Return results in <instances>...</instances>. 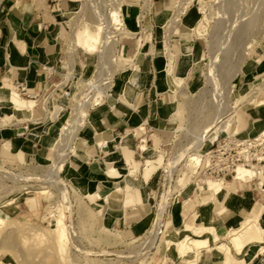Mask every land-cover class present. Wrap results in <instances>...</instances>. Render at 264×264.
<instances>
[{"label":"rangeland","instance_id":"1","mask_svg":"<svg viewBox=\"0 0 264 264\" xmlns=\"http://www.w3.org/2000/svg\"><path fill=\"white\" fill-rule=\"evenodd\" d=\"M46 1L37 0V7L47 8ZM169 1L170 7L173 5L159 33L164 39V44L157 50L163 62L161 75L168 88L173 90L172 115L166 126L168 138L162 141L155 135L154 141L160 139V143L148 144L147 141L149 147L147 153H142L140 146L137 148L136 144L133 145L134 149L129 148L128 155H132L133 160L137 162V169L134 171L129 170L132 166L126 161V155L123 153L119 157L108 158L112 162L123 159L122 163H116L121 177L116 179L110 177L109 171L112 168L109 162L105 161L107 159L100 162L97 173L99 175L103 172L101 170H106L108 180L115 181L117 187L121 186L118 193L126 197L125 186L128 183H134L135 178L140 179L141 173L145 170L149 171L147 176L145 174L146 179L157 172L161 184L159 191L150 199L152 212L146 230L139 236L120 237L101 231L97 222L99 215L93 203L95 201L100 205L105 203L101 199L91 197L81 179L89 184L91 193L101 191L105 194L108 190H99L97 182L91 183L88 179L73 177V174L69 173L68 166L74 160L72 157L77 155V143L81 135L86 132L90 110L107 100L113 104L116 97V75L131 69L133 76L128 82L130 88L136 85L139 77L142 76L143 70L135 65L138 57L135 61L133 58H123L119 54L120 43L125 39L139 37L138 49H141L144 39L141 52H148V47L153 41V35L149 33L155 34L160 28L154 23L155 29H152L149 19L151 15L147 13L143 23L145 26L141 27L139 24L133 29L127 23L124 14L125 5H134L131 0H60L59 19L63 27L61 36L64 63L57 82H61L58 84L61 92L55 95L54 102L49 104V99L45 96L38 99L24 97L11 81L5 83L1 90L4 99L0 100V104L9 102L8 104L12 106L11 93L16 91L24 100L35 101L36 104L34 108H26L23 112L16 111L12 106L13 110L23 113L24 116L32 115L44 117L45 120H55L58 129L51 135L48 144L46 143L51 152L42 162L22 164L15 158L0 159V214L13 223L9 227L2 226L0 229L2 232H7L6 238L8 237L10 241L5 247L0 245V264H161L167 249L176 250V247L167 245V240L178 241L189 234L187 226L197 228L211 226H197L193 219L191 220L192 217H212L216 208L221 212L226 211L231 190L235 187V183L240 181H235V177L233 180H225L228 182L225 183L227 193L215 195L207 188L205 183L207 178L202 177L201 160L208 148L216 145L226 133H241L240 135L245 137H255L261 132L256 133L254 130L249 134L251 131L247 126L246 113L252 107L263 106L258 104V100L264 98V0ZM149 3L145 0V7ZM179 6L181 12H184L179 15L178 22L173 23L171 19ZM116 9L121 18V25H112L111 16ZM63 15L66 16L65 19L62 18ZM191 17H194L193 21ZM179 23L188 27L187 37L190 41L193 37H198L204 47L202 60L195 66L194 75L189 78V81H193L188 85L182 77L174 75L175 54L173 46H170V40ZM108 30L112 36L108 39L110 44L109 42L106 44L108 47L105 46V58L102 47L104 34L109 33ZM82 34L91 38V50L79 42V36ZM110 48L112 50L108 52ZM169 48L174 57L169 56ZM71 71V79L64 83L66 75ZM104 77L112 84L109 83V88H107L108 84L105 87L100 85L102 89L100 91L105 92L102 98L98 91L92 88L90 82L99 83ZM172 77L178 82L179 87L176 88L172 84ZM86 111L87 117L83 119L79 131L74 133V124L76 122L79 124L80 114ZM165 113L170 115L168 112ZM230 117H232L228 122L230 127L223 131L226 124H222ZM3 118L0 120V131L6 123L9 124L15 118V115L8 112ZM220 125L223 128L215 133ZM128 130L132 137L142 136V140L147 139L145 136L147 130L144 126L136 131ZM62 136V143L60 142V147L57 148L60 150L66 148L68 152L62 159L64 165L59 170V182L43 181L49 172L57 168L58 157L55 155V150L58 139ZM119 140L120 138L114 139L111 148L119 147ZM8 150H10L9 145ZM85 164H81L80 167ZM254 167L262 170L263 174L255 177L248 184L251 194L247 196L253 199H255L257 183L260 182L258 195H260L259 190L264 188L261 186L264 181V169L256 164ZM121 181L122 185L118 184ZM106 183L108 184L107 181ZM136 190L132 193L133 204ZM187 199L190 201L185 203ZM257 200L259 204H254L250 200V207H245L243 204L245 200L242 202L247 219L261 220L264 207L258 197ZM164 205L166 209L160 234V229L154 223ZM202 209H204L203 214L200 213ZM60 215L63 217L69 237L67 252L63 258L58 254L56 246L50 243V238L46 237L52 226L57 224ZM261 222L264 227V221ZM32 230H39V235H33ZM219 232L223 233L225 230ZM204 237H209V245L218 244L209 234H204ZM224 240L221 242L229 244L227 235ZM263 246L264 243L248 246L242 257L248 258L251 264H264V254L260 255ZM212 252L210 251V255ZM177 254L179 255L178 252ZM203 254L204 251L199 255L190 254L184 257L193 259L190 263L200 264L204 258ZM214 254L215 252L213 256L216 261L223 263V260ZM170 261H176L175 264H185L173 254ZM238 262L245 264L243 259Z\"/></svg>","mask_w":264,"mask_h":264},{"label":"crops","instance_id":"2","mask_svg":"<svg viewBox=\"0 0 264 264\" xmlns=\"http://www.w3.org/2000/svg\"><path fill=\"white\" fill-rule=\"evenodd\" d=\"M131 2L134 5H125L124 14L127 23L133 29L139 24L144 27L146 14L149 13L152 29H155L153 25L155 23V26H158L160 30L155 34L149 33L153 35V41L148 47V52H141L143 43H145L144 39L141 49H138L139 37L125 39L120 43L119 54L123 58H133L135 61L138 57L135 65L143 70L142 76L139 77L138 83L130 88L128 82L133 76L131 69L116 75V97H114L113 104L107 100L90 110L86 132L81 135L77 143V155L72 157L74 160L68 166L69 173H72L73 177L88 179L91 183L97 182L99 190H108L109 203H105L104 197L91 196L97 200L101 199L105 203L103 205L98 204L97 201L93 203L99 215L97 217L98 227L105 233L119 237L123 235L139 236L146 230L152 212L150 199L155 192L159 191L161 180L157 177V172L146 179L145 174L147 176L149 171L145 170L141 173L140 179L135 178L134 183H128L133 185L134 190L137 189L133 204L132 197L127 194L125 197L116 192L117 183L108 180L106 170H101L103 172L97 175L98 166L103 160L111 159L114 156L119 157L123 153L126 157L133 158L132 155H128V152L130 149H134L133 145L136 144L137 148L140 146L142 136L139 138L133 135V145L129 146L130 149L121 147L120 144V147L111 148L113 140L126 135L128 131H131L128 129L136 131V129H141V126L146 127L145 136L148 144L149 142L160 143V139L154 141L155 135L165 141L168 138L166 126L172 115L171 104L174 102L173 90L168 88L161 75L163 62L157 54V50L164 44V39L159 34L161 26L165 24L173 4L170 7L169 0H148L150 3L145 7V0H131ZM46 4L47 8L39 9L37 0H0V94L2 95L3 85L8 81L13 82L16 86L18 82L24 83L27 87V94L23 95L24 97L38 99L45 96L49 99V104L54 102V96L61 92L58 87L61 82H57L60 79L59 71L64 63L61 36L63 27L59 19L61 3L60 0H47ZM69 9H71L70 4ZM65 17V15L62 16L64 19ZM187 30V26L179 23L172 34L170 46H173L175 54L174 75L182 77L188 85L193 81H189V78L193 77L195 66L202 60L204 47L198 37H193V40L190 41L187 37ZM67 82L66 75L64 83ZM127 89L128 93H126ZM8 112L15 115V118L9 124L6 123L0 131V159L15 158L22 164L42 162L50 155L51 150L46 143L57 131V121L45 120L44 117L39 116H24L23 113L13 110L8 102L0 104V120L6 117ZM165 112L170 115H166ZM246 116L247 126L251 131L249 134L254 130L256 133L264 130V105L250 108ZM8 145L10 150H8ZM99 157L101 158L97 160ZM120 160H117L116 163L123 162V159ZM92 161L97 162L93 163ZM83 163L86 164L81 168L80 165ZM88 164L91 165L87 166ZM109 174L113 179L121 177L120 169L109 171ZM81 182L90 192L89 184L82 179ZM122 183L121 181L118 184L122 185ZM249 183H235L227 201L226 211L221 212L216 208L212 217H192L191 220L193 219L197 226L214 225L221 237L219 242L225 241L224 237L227 233L232 228L241 226L248 218L245 217L242 202L244 200H252L254 204L259 202L257 191L260 182L257 183L254 193L256 200L247 196L251 194ZM261 186H264V181ZM243 204L245 207L247 206L246 203ZM261 204L264 207V201ZM203 212L204 209L200 213L203 214ZM261 220L264 221V210ZM222 230L225 232L220 233L219 231ZM254 245L258 244H247L242 254H237L233 250L236 260L231 264H244L238 262L240 259H243L245 264H251L248 258H243L242 255L248 246ZM171 254L182 259L185 264H194L190 263L193 259L181 257L174 249H167L161 264H175L176 261H170ZM210 254L209 250H205L204 258L200 264H223L221 261H216L213 252L212 255ZM219 259L223 260L224 257L220 256Z\"/></svg>","mask_w":264,"mask_h":264},{"label":"bare ground","instance_id":"3","mask_svg":"<svg viewBox=\"0 0 264 264\" xmlns=\"http://www.w3.org/2000/svg\"><path fill=\"white\" fill-rule=\"evenodd\" d=\"M117 12H118V10L116 9L115 12L111 16L112 20L111 19L110 20L113 23L111 21H109V22L112 23V25H114V24L121 25V18H119V13H117ZM183 12H181L180 6H179V8L177 7L176 11H175V14L173 15V17L171 19V22L177 23L178 20H179V15L181 13H183ZM167 17H168V15H167ZM193 20H194V17H191V21H193ZM109 25L111 26L110 23H109ZM105 28H106V26H105ZM108 29H109V26H108ZM108 32L109 33L106 32L104 34L102 52L105 51V46H106L107 42H109L108 39H110L109 37L112 36V35H110V31L109 30H108ZM139 40H140V38H139ZM79 42L83 46H85L88 50L92 49V44H90L91 43V38L90 37L88 38V36L86 34H82V35L79 36ZM111 42H112V40H111ZM108 44H110V42ZM106 47H108V46H106ZM111 48H112V46H111ZM111 48L108 49V52L112 50ZM105 52H104V55H105V58H106ZM168 54H169L170 57H174V55L171 52L170 48H169ZM129 62H132V60L131 61L129 60ZM170 72H172V71H170ZM168 75H169V73H168ZM169 76L171 77V75H169ZM71 77H72V71L67 74V79H71ZM106 79L104 77V79L102 78L99 81V83H95V84H92V82H90V85L93 86L92 88L97 90L98 94L102 98L105 96V92L100 91V90H102L100 85H103L105 87V85L108 84L107 88H109V83H111L110 81H108ZM171 80H172V84L176 88L179 87L178 82L173 77H172ZM249 95H251V94H249ZM101 97H98V98L101 99ZM3 99H4V96L2 94H0V100H3ZM10 104H12L13 108L16 111L21 112V111H23L26 108H29V109L34 108L36 102L35 101L24 100L18 92L13 91L11 93V97H10ZM258 104L259 105H264V98L261 99V100H258ZM221 111H223V110H221ZM87 114L88 113L86 111L85 113L82 112V114H80V117L78 116L79 117V120H78L79 124H76L77 122L74 124V128H75L74 133H77L79 131V129L81 128V125L83 124V119L87 117ZM220 118H222V117H220ZM231 119H232V117L228 118V120L224 124H222V125L226 124L224 128H223L222 125H220L221 127L216 129V127L218 126L217 125L215 127V129H216L215 133L218 130H220V128L224 129V130L221 129V131L222 130L226 131L230 127V124L228 122H230ZM216 122L217 121H215V123ZM68 126H70V125H68ZM263 131L264 130H262L261 132H263ZM257 136H255V137H257ZM62 139H63V136L60 137V139H58L59 141H58V143L56 145V150H55L56 151L55 155H57V157H58L57 158L58 160L56 162L57 168L52 170L51 172H49L48 175H46V177L44 178L43 181L46 180V181H50V182H54V181H58L59 182V179H58L59 170H60V167L62 165H64V164H62V161H63L62 159L66 156V153L68 152V151L66 152V150H67L66 148L65 149L63 148L61 150L57 148V146L60 147L59 144L62 141ZM132 139H133V137L131 136L130 132H127L126 135H124L123 137L120 138V143L119 144H120L121 147L129 148V146L133 145ZM141 142L142 143H141V145L139 147L140 150L142 151V153H147L149 151V147H148V144H147V139L141 140ZM71 144H73V143L71 142ZM213 147H214V145L212 147L208 148V150L206 151L204 156H206L212 150ZM259 159L263 160V158H261V157H259ZM126 161L129 162L130 165L132 166V168L129 169L130 171H134V170L137 169V162H135L132 157H126ZM107 162H109V165L112 168L110 171H112V170L116 171V170L119 169V166H117L116 162H112V161H109V160H107ZM201 162H202V160H201ZM256 165H259V166L263 167V169H264V164L263 163H259V164H256ZM262 174H263V171L259 170V169H256L254 167V164L250 168H245L242 165H239L238 168H237V174L235 175V181H240V182H243L244 184L245 183H249L255 177H257L259 175H262ZM202 177L203 178H207V180L205 182L207 184V188L210 191H213L215 195H222L225 192L227 193L226 186H225V183H228L227 181H225L223 179H220V180L215 179V180H213L212 177L208 176L207 174H203ZM125 187L127 188L126 189L127 190V195L132 197V193L134 191L133 185L128 184ZM120 189H121V186H118L115 190L118 193V191ZM89 193H90V196L104 197L103 199L105 200V203H109L108 193L104 194L101 191L100 192L99 191H95V193H91V192H89ZM259 194L260 195L257 194L258 195L257 197H258V199L261 202H263L264 201V190L263 189L259 190ZM189 201L190 200L187 199V201H184V202L186 203V202H189ZM244 203H246V205H247L246 207H249L250 204H251L250 200H245ZM9 205H11V204H9ZM166 205H164L162 207L161 212L158 215V218L156 219V221L154 223L156 226H158V229H160V232H159L160 234H161V229H162V226H163V215H164V212H165V209H166ZM127 206H131V205H127ZM59 217L60 218H58L57 224L55 226H52L53 227L52 230L49 232V234L47 236L46 235L45 236L50 238V240H49L50 243H52L53 245L56 246L58 254H60V256H62L61 258H63L64 257L63 255H65V253L67 252V247H68V243H69V237H68V234H67V231H66L65 223L63 221V217L61 215ZM10 225H13V223L10 220H7L6 217L4 218L3 216H1V214H0V229H1L2 226H8L9 227ZM186 228H188L189 234L184 235L178 241L167 240V242H166L168 246L176 247V250H177V252L179 253V255L181 257L189 256L190 254L199 255V254H201V252H203L205 250H209V251L215 252L214 255L217 256V257L223 256L224 257V259H223V263L224 264H231L233 261H235L234 254L232 252L233 249L237 252V254H240L243 251V248L247 244H259V245H262L264 243V227L262 226L261 220H259L258 218L246 219L242 223L241 226L231 229L228 232V234H227V238L229 239V244L224 243V242H219L221 240V238H220V235L218 234L217 228L214 225L206 226V227H203V228H197V227H194V226H187ZM38 231L39 230H32V234L38 236L39 235ZM6 234H7V232L0 231V245L2 247L7 246L8 243L10 242L7 239L8 237L6 238ZM204 234H209L210 236L213 237V240L215 242H219V243L217 245H215V246L209 245L210 239H209V237H204ZM14 237L18 238V236H16V235ZM262 254H264V246L262 247L261 252H260V255H262Z\"/></svg>","mask_w":264,"mask_h":264},{"label":"built area","instance_id":"4","mask_svg":"<svg viewBox=\"0 0 264 264\" xmlns=\"http://www.w3.org/2000/svg\"><path fill=\"white\" fill-rule=\"evenodd\" d=\"M17 88L23 95L27 94L24 83L18 82ZM240 134L226 133L225 137L218 140L202 159L203 174L213 179L233 180L239 165L250 168L253 164H264V131L257 137Z\"/></svg>","mask_w":264,"mask_h":264}]
</instances>
